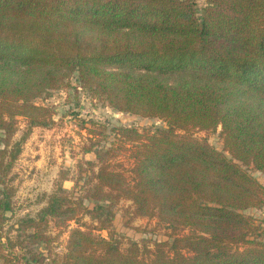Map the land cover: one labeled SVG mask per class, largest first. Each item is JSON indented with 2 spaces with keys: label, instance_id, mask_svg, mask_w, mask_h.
I'll return each instance as SVG.
<instances>
[{
  "label": "trees",
  "instance_id": "obj_1",
  "mask_svg": "<svg viewBox=\"0 0 264 264\" xmlns=\"http://www.w3.org/2000/svg\"><path fill=\"white\" fill-rule=\"evenodd\" d=\"M180 72L190 75L174 84L153 75ZM72 75L116 111L164 128L88 121L97 129L86 128L84 195L57 188L38 220H19L31 239L49 240L39 229L47 218L79 214L110 232V209L124 201L133 217L167 224L171 241L75 228L59 264H264V243L248 238L256 228L242 213L264 204L246 169L264 174V0H205L200 15L194 0H0L2 183L32 128L52 124L51 109L33 100ZM17 117L25 132L11 142ZM218 127L223 151L194 137ZM11 194L0 192V240Z\"/></svg>",
  "mask_w": 264,
  "mask_h": 264
},
{
  "label": "rangeland",
  "instance_id": "obj_2",
  "mask_svg": "<svg viewBox=\"0 0 264 264\" xmlns=\"http://www.w3.org/2000/svg\"><path fill=\"white\" fill-rule=\"evenodd\" d=\"M194 2L200 15L205 0H194ZM119 68L133 76L145 74L143 70ZM153 75L163 82L174 84L188 78L190 74L180 72L163 75L153 73ZM33 103L51 109L52 124L48 128H32L22 142L21 153L5 177L4 183L0 181V192L4 187H8V191L12 193L10 197L12 211L4 214L0 264H59L67 253L70 233L75 228L105 238L112 234L114 239L126 237L136 242L171 241L168 237L167 224L157 219L133 217L128 209L129 202L124 201L113 205L110 209L113 214L110 232L96 229L98 228L96 219L90 218L88 214H79L71 221L47 218V222L41 223L39 229L49 240L41 242L31 239L29 235L33 230L29 227L24 229V225H20L19 220L26 218L38 220L48 197L57 188H62L65 193H74L76 196L84 195L83 189L87 178L85 170L88 168L86 162L93 159V155L86 149L90 142L86 128L97 129L88 121L103 124L107 129L113 126L134 127L138 130L164 128V123L157 118H143L116 111L104 99L80 88L74 75L70 77L68 86L48 90L47 94L34 99ZM16 120L17 131L11 142L19 140L25 132V119L17 117ZM194 137L207 142L218 151H223L220 127L211 132H196ZM1 139L0 131V148H3ZM109 139L111 140V137L106 140ZM246 169L264 188V174L250 166ZM83 203L88 209L93 207V203L86 199ZM242 213L256 228V231L253 230L248 234V238L264 243V204L259 208L243 210ZM31 254L36 262L31 259Z\"/></svg>",
  "mask_w": 264,
  "mask_h": 264
}]
</instances>
